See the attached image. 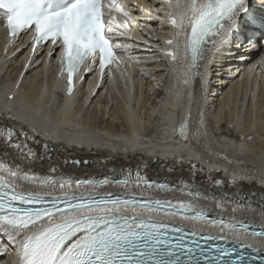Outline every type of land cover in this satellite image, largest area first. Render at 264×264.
<instances>
[{
  "label": "snow or ice",
  "instance_id": "6c2138e0",
  "mask_svg": "<svg viewBox=\"0 0 264 264\" xmlns=\"http://www.w3.org/2000/svg\"><path fill=\"white\" fill-rule=\"evenodd\" d=\"M165 3V14L178 30L175 40L166 41L174 45L175 51H167L165 55L171 57L173 67L177 66L181 52L188 60L186 65L180 62L183 73L177 80L183 87H177L173 93L178 98L183 94L191 101L192 84L197 77L203 76L201 69L206 68L207 53L224 43L221 37L234 30L243 33L246 27L255 31L251 27L253 21L264 30V14L254 13L252 0H184L183 3L165 0ZM136 7L141 12L147 11L139 5ZM259 7L264 10V0H260ZM105 9L108 16L113 11L129 16L131 11H124L114 0L106 4L102 0H0V13L10 35L27 33L30 29L33 51L40 44L56 46L61 64L66 65L61 75L67 74L70 94L74 78L82 80V73L92 71L93 65L101 79L107 75L108 65L115 63L119 67L115 50L121 45L107 35L114 31V18L106 21ZM154 18L162 19L160 16ZM119 35L124 33L119 32ZM181 37L184 38L183 47ZM248 42L261 45V41L249 39ZM187 112L180 136L185 140L190 135L207 136L203 113L197 114L195 128L190 131L191 107ZM21 135L27 134L17 133L10 126L0 130L4 140L0 154L8 155V149L14 147L20 157L25 156L24 149L28 155H34L26 143L19 142ZM29 171L14 162L0 161V237H3L0 264H8L10 252L17 257L12 264H246L243 257L232 258L233 249L217 245L214 250H206L197 239L220 240L221 237H201L196 230L189 232L180 225L167 224L144 214L163 212L198 222L220 223L222 228L227 225L230 230L248 229L245 224L231 225L228 221L213 220L202 205L171 199L145 200L135 193L96 191L109 183L106 178L97 182H73L63 177L33 180L29 178ZM23 183L48 185L53 191L57 186L64 189L75 183L91 191L87 196H56L52 192L25 191ZM111 183L128 186L124 180ZM251 234L264 240V228ZM252 251L264 262V253L254 248Z\"/></svg>",
  "mask_w": 264,
  "mask_h": 264
},
{
  "label": "bare ground",
  "instance_id": "6f19581e",
  "mask_svg": "<svg viewBox=\"0 0 264 264\" xmlns=\"http://www.w3.org/2000/svg\"><path fill=\"white\" fill-rule=\"evenodd\" d=\"M133 1L139 6L147 9V11H144L146 15H151L148 13L150 5L141 3L139 0ZM159 1H161V5L156 8H160L166 13L167 4L165 0ZM175 2L176 0H173V3ZM183 2L184 0H181V3ZM154 17L156 16H148L149 21L146 19L145 22L142 23V26L138 23L134 24L135 26H139V31H133L132 25L127 24V28L133 32L130 33L131 39L121 42V45H130L131 47L129 55L127 54L125 57L134 65V75L131 76L130 72L126 73L125 66L118 70L119 75L117 77L113 73L114 67L112 65L110 73L114 74V80L116 79L115 86L112 84L115 92L111 88L109 90V86H104L103 89L106 90V94H104L103 89L98 88V84L96 83L94 87H91L87 92V95L95 98L85 111V117L94 116L96 125L100 127L98 131L102 133H109L115 128H118L121 114L130 120V122H132L134 117L137 119L139 118V121H137V131H142L143 133L146 130L152 129L154 132V139H152V136H149V140L151 141V143H149L150 147L145 146V143H139L131 146V151L130 147L127 145L121 146L120 144H116L112 145V147H119L120 150L111 152L105 148L95 149L92 145H103L100 140L96 139H87L89 148L74 146L72 143L76 141L72 138H67L64 142V137H61V133L54 132L63 121L62 118L60 117L57 124L58 126L56 125V127L52 126L48 121L46 122L42 116V111H44L46 104L48 103L49 105L50 100L55 96L50 90L54 75L53 73L49 75V67H47V75L44 76L41 66L44 69L45 67L39 60H35L34 58L26 60L24 63H26L27 67H31L28 74H26L27 78L23 79V87L19 90L17 88L18 79L10 81L11 76L9 77V75L11 74L4 69L3 65H5V60L7 58L0 54V74L7 73L2 80L9 84V95L4 98L0 97V105L6 111L12 109L15 113L10 112L13 114L10 115L15 118H17L16 116H20L23 121L30 126L27 127L18 119L6 115L3 110L0 109V130L5 126H10L13 127L17 133H26V136H19V142L26 143L28 148H31L34 153V155H28L27 149H24L23 151L26 154L20 157L18 151L13 147L8 149V155L0 154V161L6 164L14 162L19 164L23 170H30L29 178L33 180L42 179V177L45 176H52L55 178L66 177L69 179L82 178L88 180L106 178L124 180L130 183L138 180H156L158 182H164L171 187L174 186V192H182L203 199L206 206H213L215 204L219 208L223 207L224 209H218L220 214H228L227 210H229L231 217H236L244 212L248 216L259 218V223L264 225V165L262 166L263 169H260L259 165H257L258 163L260 165L264 163L263 140L250 141L252 137L250 136L251 139H249L245 131L240 132L239 136L229 128L228 125L219 126L217 129H214V131L217 134L240 137L241 142H236L238 146L225 144L219 141L209 144L211 142L209 139L212 136V133L209 131H207V136H201L200 138L202 141H199V143L203 144L205 139V147L212 152V155H226L231 161L234 160V158L252 157L253 162L254 160L257 162L256 165L252 163L255 166L248 164L249 166L224 167L223 171L227 173L226 175L217 170L219 169L218 167H220L219 163H216L205 154L197 153L193 145L184 144L180 134H174L177 135L178 138L172 137V133L178 130V126L182 121L185 104L191 103L192 101V98L191 101H189L183 94L180 96L182 101H176L178 97L173 94L177 87L182 88L181 85H183L181 81L177 80V76L183 72V68L180 66V60H182L185 65L188 61L185 59L184 53L181 52L179 53L180 60L176 62L177 66L173 67L171 57L165 55V52L175 51V47L169 49L172 45H168L166 41L171 39V37L175 40L178 30L171 25L170 19L166 14L164 18L161 17L162 19L159 20ZM152 21H159V23L161 22L162 24L160 26V24L158 25L157 23V26L152 29ZM4 24V18L2 13H0V42H2L7 51L15 42L6 34ZM113 29L116 31L115 27ZM149 30L157 32H149ZM143 33L147 34V37H144ZM180 39L182 41L181 46L183 47L184 38L181 37ZM24 46L25 44H22V47ZM247 47L248 49L245 50H249V52H255L256 50L254 46V49L251 46H246V48ZM260 47L259 45V48ZM219 48L220 51L217 52ZM219 48L213 51V63L210 68L214 67L215 69L216 67H223L222 62L218 61L223 60L224 53L230 50L228 49V45H223V43ZM13 53L14 51L10 49L7 56L11 57ZM244 57L249 59L248 54ZM6 62H9V60ZM11 63L13 67H17L15 65L17 63L20 64L18 59L12 60ZM248 64L247 62L243 68ZM210 68L205 70L207 79L203 89L204 96L206 95L207 98H202V101L208 102V108L211 109L212 107L214 109L217 106L221 108L223 103L230 102L231 98L235 95L238 97L237 103L240 101V98H243L245 101L248 100V102L251 100L255 101L254 106H258L259 102L257 101H259V99L256 98L254 94L253 86L259 80H262L264 83V62L261 64L260 71L258 72L250 71L249 69L247 75L242 78L239 85H237V80L243 68L239 69L237 76L233 79L232 77L222 79L219 74L215 73L216 70H210ZM16 74L17 71L13 75ZM18 74V77H20V73ZM44 77H46V79H44ZM143 78L146 81H144ZM165 79L169 81L167 89L169 86L171 87V90H169L170 93L166 98L157 95V92L162 93L164 91V86L163 88H161V86ZM213 79H218L217 82H219V86H216L215 83L217 82L213 83L215 81ZM126 81H128L127 84L124 83ZM245 82H250V87H245ZM32 83H35L39 89L36 93L32 91L31 95L36 97L37 101L42 95H46V99L43 105L37 104L35 107H31L36 110L29 108L31 109L28 113L29 117H31V120H29V118H23L20 115L21 113L18 111V108H12V106L17 104L20 105L21 103L10 102V97L15 94H21L26 89V86ZM134 84L136 85L134 86ZM56 89L60 90L61 85L56 87ZM96 90L97 92L95 93ZM2 91L3 90L0 89L1 93H3ZM81 92L82 91L78 92L76 90L74 95L65 97L64 100L55 98V103L51 110V117L56 114L59 115V111L63 107L67 108L68 112V108L70 107V110L75 101L77 110L81 111L80 106L82 102L76 100V98L80 97ZM220 92L221 94H219ZM114 93H117L118 96H114ZM40 94L42 95L40 96ZM261 96L260 104L264 103V93ZM135 97L136 103L133 105ZM109 98H113L112 102L117 108L110 112L113 114L107 113V105L101 103L102 100H107ZM103 108L104 110H102ZM229 108L228 106V109ZM221 111L223 112L224 109L222 108ZM213 114H211V116ZM31 115H34V117L37 115L38 118L34 119ZM194 118L196 119L195 116ZM205 121L206 117L204 122ZM44 124L49 125L54 130L51 132L47 129L44 130V127H47ZM234 126L240 131L243 127L240 122H236ZM70 127H73L71 128L72 130L67 129L66 131H77L74 129L75 126H69V128ZM75 128L78 129V127ZM193 128H195V126ZM122 129L125 130L124 127H122ZM252 129L255 134L264 133V121L257 122ZM38 132H41L43 136ZM158 138H163L164 141L167 139L168 142L166 144H157V142H159ZM127 141L129 142L128 139ZM3 143L4 140L0 137V145ZM241 145H243V148H241ZM136 146L140 148L138 150H133ZM121 147L127 148L126 150H121ZM154 152H157V154L150 156H145L143 154ZM182 152L194 153L193 155L202 158L205 156L204 159L210 160L211 163L209 161L210 164L208 165V162L205 161L208 165V168H206L199 164L195 158L180 155ZM226 168H228V171ZM51 169H55V172H52ZM32 173H35L36 176H33ZM254 179H256L258 183L255 182ZM217 181L220 183H216ZM23 185L33 188L48 186L38 183H23ZM169 190L171 189L164 191L168 192ZM233 209H235V211H233ZM214 229L217 230L218 228ZM233 235L239 238L242 237L240 232L234 233Z\"/></svg>",
  "mask_w": 264,
  "mask_h": 264
},
{
  "label": "water",
  "instance_id": "95a60500",
  "mask_svg": "<svg viewBox=\"0 0 264 264\" xmlns=\"http://www.w3.org/2000/svg\"><path fill=\"white\" fill-rule=\"evenodd\" d=\"M173 74V73H172ZM127 82L128 81H126V82H124V83H126L127 84ZM183 86V85H182ZM45 99H46V95H42V97H40L39 98V103H41V104H43V102L45 101ZM176 101H181V98H177L176 99ZM175 101V102H176ZM12 108H15V109H17L18 108V111L21 113H19V112H17L18 114H20L23 118H29V120H31V117H29V115H28V113H29V110H31V109H29V108H27V107H23L22 105H19V104H17V105H14V106H12ZM70 108V107H69ZM69 108H68V112H67V108H61L60 109V111H59V115H60V117L62 118V120H64V119H66V117L68 116V114H69ZM44 112L45 111H42V116L43 117H45V114H44ZM66 113H68V114H66ZM184 113V112H183ZM32 116V118H38L37 117V115H36V117H34V115H31ZM184 120H185V118H184V114H182V121H181V124L182 123H184ZM47 122V121H46ZM170 122V121H169ZM49 123V122H48ZM45 126H47V127H44L45 129L44 130H49L50 132L51 131H53L54 129L52 128V127H50L49 125H47V124H44ZM53 126V125H52ZM57 127V126H56ZM65 129H69L64 123H62V124H60L59 125V127H57L56 129H55V133H61L63 130H65ZM164 135V134H163ZM160 136H162V135H160ZM166 139V138H165ZM166 141H168L167 139H166ZM159 142H165L164 141V139L163 138H160V140H159ZM232 150V149H231ZM233 151V150H232Z\"/></svg>",
  "mask_w": 264,
  "mask_h": 264
},
{
  "label": "rangeland",
  "instance_id": "374dc122",
  "mask_svg": "<svg viewBox=\"0 0 264 264\" xmlns=\"http://www.w3.org/2000/svg\"><path fill=\"white\" fill-rule=\"evenodd\" d=\"M222 64H223V66H224V63H222ZM223 68H224V67H223ZM220 70H222V69H220ZM221 74H224V76H225V75L227 76V75H228V74H227V70H226V69H223L222 72H221ZM216 82H217V81H216ZM215 84H218V83H215ZM219 94H220V93H219ZM206 97H207V96H206ZM210 101H211V100H210ZM213 111H214V110H213V108L211 107V109L209 110L210 115L214 113ZM212 112H213V113H212ZM249 137H250V136H249ZM251 137H252V139H251L250 141H256V140H257V141H262V140H263L262 142H264V137L261 138V139H259L258 137L255 138L254 136H251ZM258 139H259V140H258ZM251 144H253V143H251ZM207 157H208V156H207ZM204 160H205V159H204ZM205 161L208 162V163H207L208 165L211 163L210 160H205ZM209 161H210V163H209ZM253 164L256 165L257 162H255V160H254ZM253 164H252V166H255V165H253ZM257 165H259L260 169H263V167H264V166H263L264 163L261 164V165L258 163ZM262 166H263V167H262ZM261 167H262V168H261ZM227 169H228V168H226V170H227ZM227 171H228V170H227ZM227 211H228V210H227Z\"/></svg>",
  "mask_w": 264,
  "mask_h": 264
}]
</instances>
